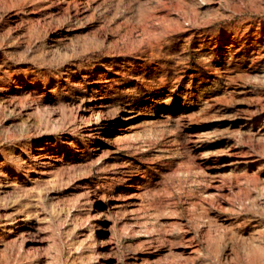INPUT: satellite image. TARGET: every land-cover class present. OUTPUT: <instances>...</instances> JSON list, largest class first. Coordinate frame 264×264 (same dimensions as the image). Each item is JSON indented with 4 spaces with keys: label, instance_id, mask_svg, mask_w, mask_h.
I'll return each mask as SVG.
<instances>
[{
    "label": "rangeland",
    "instance_id": "rangeland-1",
    "mask_svg": "<svg viewBox=\"0 0 264 264\" xmlns=\"http://www.w3.org/2000/svg\"><path fill=\"white\" fill-rule=\"evenodd\" d=\"M0 264H264V0H0Z\"/></svg>",
    "mask_w": 264,
    "mask_h": 264
},
{
    "label": "bare ground",
    "instance_id": "bare-ground-1",
    "mask_svg": "<svg viewBox=\"0 0 264 264\" xmlns=\"http://www.w3.org/2000/svg\"><path fill=\"white\" fill-rule=\"evenodd\" d=\"M97 113H99L98 111H97ZM101 113V112H100Z\"/></svg>",
    "mask_w": 264,
    "mask_h": 264
}]
</instances>
